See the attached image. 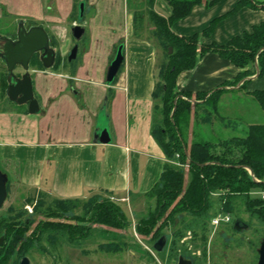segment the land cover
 I'll return each instance as SVG.
<instances>
[{"label": "crops", "instance_id": "0c3cea01", "mask_svg": "<svg viewBox=\"0 0 264 264\" xmlns=\"http://www.w3.org/2000/svg\"><path fill=\"white\" fill-rule=\"evenodd\" d=\"M238 1L203 0L174 22L171 31L180 37L201 35L217 20L210 34L201 35L199 41L202 45H224L264 22L261 4L227 15ZM144 3L132 0L128 6L127 0H86L84 13L88 17L79 24L73 17L74 0H0V19L5 10L18 20L46 25L49 40L66 41L69 37L73 41L74 25L82 26L84 35L87 31L90 38L78 68L70 70L62 63L56 70L30 69L37 114L30 115L26 105L23 108L9 101L6 91L3 99L0 92V171L8 181L12 174L29 196L51 201L97 197L115 204L125 202L129 208L150 199L148 193L160 179L167 160L152 136L157 104L152 93L162 52L148 39L151 28L147 15L142 33L135 35L133 31L132 9H143ZM153 9L165 18L170 14L162 0H155ZM55 23H66V28H51ZM119 45L123 46V63L114 82L107 86L106 72ZM71 49L64 52L65 60ZM241 71L230 61L206 53L192 69L177 75L175 90L192 99L222 88L211 112L201 107L204 111L195 121L192 108L188 147L195 137L201 141L239 137L248 127L263 123L262 111L252 94L264 91V74L250 77L244 88L240 84L224 86ZM101 115L106 127L100 125ZM102 128L107 129L108 144L95 138ZM147 205L141 204L144 212H137L139 218L147 214Z\"/></svg>", "mask_w": 264, "mask_h": 264}, {"label": "trees", "instance_id": "16d2710c", "mask_svg": "<svg viewBox=\"0 0 264 264\" xmlns=\"http://www.w3.org/2000/svg\"><path fill=\"white\" fill-rule=\"evenodd\" d=\"M85 1L78 0L75 14L77 19H79V4L84 3L85 6ZM162 1L170 10L166 18L154 11L155 0H145L143 9L139 7L132 9L134 34L142 33L144 17L147 15L151 28L148 39L152 40L162 52L160 63L156 68L158 82L152 93V98L157 103L154 106L152 136L167 160L160 179L148 193V198L153 200V205L148 208L147 214L135 223L134 230L138 235L149 238L147 243L152 252L154 243L162 236H166L164 249L159 253L154 251L161 258L177 261L179 257H185L190 259L192 264H200L195 253L201 247L205 248L210 220L218 213L229 214L230 217L235 218L230 224L222 225L227 231L238 234L234 231L233 224L235 220H241L248 226V230L253 231L259 241L264 238V200L261 198V193H264V91L252 94L262 111V124L250 126L243 136L229 139L201 141L195 137L187 150L182 121L187 118L188 122L192 108H194L195 121L204 111L201 107L211 112L212 108L216 107L222 88L210 94H197L192 105L189 94L175 90V80L180 72L192 69L197 59L206 53L216 54L230 61L236 68L242 69L234 81L224 86L240 84V88H244L250 77L260 78L264 74V22L254 27L250 33L234 37L224 45L219 46L214 43L202 45L199 41L200 36L209 35L217 20L212 21L201 35L190 37L177 36L171 31V26L187 16L191 8L201 4L203 0ZM131 2L132 0H127L128 6ZM258 4H261V9L264 11V2L239 0L227 15L234 14L242 7L258 8ZM49 46L53 48L52 39L49 40ZM169 48L172 49L170 54ZM56 55L55 52V62L51 70H56L60 65ZM33 66L39 70H45L39 54L32 56L29 68ZM175 158L180 166H187L188 179L185 185L184 169L173 164ZM8 188L9 181L7 190ZM218 191L221 193L216 195ZM98 201L97 197L87 200L92 205L93 218L116 229L129 226L125 214L117 204L109 200H101L107 204L98 206ZM52 202L66 206L80 201L54 200ZM178 216L180 219L176 223ZM30 225V219L26 218L20 220L18 226L11 229L13 233L11 241L19 244L20 249L32 246L33 241H40L47 233L38 228L24 238L21 233L28 231ZM56 226L61 229L54 231L55 238L62 236L63 232L75 234L74 231L78 233L79 230L78 227L67 226L66 228L60 224ZM168 227L171 229L169 236L164 232ZM8 232L9 229L6 228L4 233ZM186 236L190 237L186 238ZM80 239H82L81 236H77L74 240ZM5 243L6 241L3 240L0 245V264H8L13 254V250L10 251L12 247ZM124 245L126 242L119 243L114 240L108 244L102 243L100 247L106 248V253L116 254L125 250Z\"/></svg>", "mask_w": 264, "mask_h": 264}, {"label": "rangeland", "instance_id": "374dc122", "mask_svg": "<svg viewBox=\"0 0 264 264\" xmlns=\"http://www.w3.org/2000/svg\"><path fill=\"white\" fill-rule=\"evenodd\" d=\"M77 3L78 0H74L73 17L76 14ZM4 12L6 13L5 10ZM5 13H2L0 19V35L12 41L17 39V26L20 21L24 23L26 29L32 28V25H37L45 31H48L46 25L29 22L23 18L18 20L14 16L12 17ZM87 17V14L84 13L85 19L82 16V20L76 19V21L79 24H84ZM66 23L68 24V22ZM66 23H55L51 24L50 27L65 29ZM73 41L69 37L66 41H53V49L57 53L56 59L58 64L62 65V63H66L67 68L70 70L78 68L84 59V50H88L90 45L88 32L86 31L84 37L78 42L76 59L68 62V57L65 60V53L71 49L74 43ZM62 52L65 55H62ZM30 69L38 70L39 68L33 66L29 68V71ZM23 74L24 72L21 68H15L14 75L16 77L20 78ZM7 75L5 64L0 60V92L3 99L7 88ZM30 76L33 79L31 72ZM191 100L192 104H194L195 99ZM24 107L25 105H23ZM99 122L101 127H106V121L102 115L100 116ZM188 124L189 120L187 122V118L181 124L185 138ZM208 134L209 132L207 131L205 135ZM173 164L184 169L185 185L188 179L187 166H180L176 158L173 160ZM101 200L99 199L98 206L107 204ZM146 202H148V208L152 207L153 202L150 199L146 200ZM146 202L143 200L145 205ZM143 203H140L137 207L131 206V208L125 202L116 203L124 210L129 223L127 228L116 229L110 225L102 224L99 220L93 218L94 216L91 214L92 205L89 202H72L63 206L53 203L46 198L31 197L17 185V180L10 174L7 198L3 207L0 209V238H3L4 242L6 241L5 245L12 247L10 251L13 250L8 264H19L24 257L28 258L30 264H177L175 259L169 261L166 260L167 258H161L154 251L152 252L150 245L147 243L149 238L142 237L135 232L134 226L139 220L137 212H144V207H141ZM29 209L31 213H29ZM26 218L30 219L31 225L28 231L21 233L24 238L28 237L34 229L38 228L43 229L47 233L42 236L40 241H33L32 246H25L23 249H20L19 244H14L11 241L13 235L11 229L12 227L18 226L20 220L22 221ZM231 218L232 220L235 219L233 216ZM179 219L180 216L177 217L176 223ZM57 224L66 228L67 226L78 227V233L76 231H74L75 234L63 232L62 236L59 235L55 238L54 231L61 229V227L56 226ZM6 228L9 229L8 233H4ZM164 232L169 236L171 229L168 227ZM77 236H81L82 239L79 241L74 240ZM189 237L186 236V238ZM114 240L119 243L126 242V245H124L125 250L120 253L110 254L106 253V248L100 247L102 243L108 244ZM260 242L251 230L237 234L227 231L225 226H219L216 230L209 228L205 248L201 247L200 250L196 251L195 255L199 259L200 262H198L200 264H257V249L259 248ZM7 249L9 252V248Z\"/></svg>", "mask_w": 264, "mask_h": 264}, {"label": "water", "instance_id": "95a60500", "mask_svg": "<svg viewBox=\"0 0 264 264\" xmlns=\"http://www.w3.org/2000/svg\"><path fill=\"white\" fill-rule=\"evenodd\" d=\"M84 14V3L79 4L78 18L82 19ZM71 35L76 42L68 56V62L76 59L78 53V42L84 36V28L80 25H74L71 28ZM171 48L168 49L170 54ZM34 54H39L40 61L44 69H51L55 62V51L49 46V38L45 30L41 27H32L28 30L24 27V23L20 21L17 26V39L12 41L0 35V59L6 66L7 76V90L6 95L9 101L16 105H26L27 111L30 115L39 112L37 100L33 95L32 81L29 73V63ZM123 46L119 45L114 59L110 63L106 76L105 84L111 85L123 63ZM16 67L21 68L24 74L18 78L14 75ZM172 111L171 115L173 114ZM101 144H108L110 141L106 128H102L95 136ZM186 157L188 153L184 147ZM8 176L0 171V209L2 208L7 197ZM234 231L240 233L248 230V226L241 220H235L233 224ZM3 238H0V245ZM166 244V236H162L153 245L156 252H161ZM258 260L257 264H264V238L261 240L259 248L257 249ZM19 264H30L28 258L21 259ZM177 264H192V261L185 257H179Z\"/></svg>", "mask_w": 264, "mask_h": 264}, {"label": "built area", "instance_id": "2783aa9c", "mask_svg": "<svg viewBox=\"0 0 264 264\" xmlns=\"http://www.w3.org/2000/svg\"><path fill=\"white\" fill-rule=\"evenodd\" d=\"M219 193H221L220 191H218V193H216V195H218ZM261 198L262 200H264V193H261ZM29 213H31V210L29 209ZM232 221L231 217L229 214H225V213H218L216 216H214L211 220H210V228L211 230H216L217 228H219V226L221 225H227L230 224ZM150 251V250H149ZM151 252V251H150Z\"/></svg>", "mask_w": 264, "mask_h": 264}]
</instances>
